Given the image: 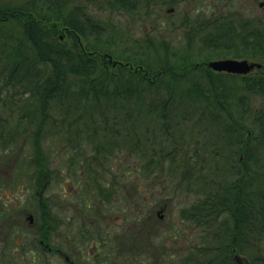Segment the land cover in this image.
Masks as SVG:
<instances>
[{"label":"trees","instance_id":"obj_1","mask_svg":"<svg viewBox=\"0 0 264 264\" xmlns=\"http://www.w3.org/2000/svg\"><path fill=\"white\" fill-rule=\"evenodd\" d=\"M32 1L35 0L0 8V167L13 161L12 174L15 175L10 181L7 177L3 180L0 173V188L7 185L14 190L20 174L30 172L29 183L34 190L42 186L43 191L48 186L52 170L43 143L51 122L53 125L58 122L56 117L52 118V110L69 113L84 125L86 117L97 115L102 120L114 117L110 128L127 129L126 134L121 133L119 148L127 146V156L132 153L142 161L140 166L126 168L122 175H153L168 163L172 178L180 176L176 187L181 192L190 191L193 178L206 185V199L195 196L178 214L182 222L199 229H195L197 232L191 229L187 237H194V233L197 236L189 239L191 243L186 248L179 247L183 249L179 255L181 264H240L233 253L247 260L243 264H264V250L257 248L261 242L264 246V101L260 109H252L250 101L253 97L264 99V18L243 17L235 12L226 16V21L218 16L200 23L203 35L196 42L198 49L193 47L200 51L198 56L205 51L218 50L263 64L258 72L234 75L209 68L205 61L207 56L195 60L190 52L195 37L192 28V32L185 34L191 42L185 39L182 48L169 49L171 43L164 40L148 41L145 45L136 43L135 53L123 57V64L113 66L107 58L98 57L102 46L107 45L98 35L90 45L83 43L81 47L77 42V37L84 39L85 26L93 22L78 6L65 12L67 0H43L48 6L40 12ZM237 16L240 20H236ZM94 29L100 33V27ZM59 30L69 32L71 41H62L56 34ZM11 88L17 92H11ZM6 114H10L9 121L15 119L14 124L9 123ZM191 117H195L198 126L215 128L218 132L214 136L223 135L224 140H228L222 147V143L211 139L213 145L221 148V167L211 178L200 179V175L194 174L195 168L187 164L188 157L176 155L178 145L184 142L181 134L173 136L176 144L171 139L170 144L174 146L167 149L165 155L147 154L148 148H154L156 142L167 141L170 130L179 123H187ZM72 124H56L53 137L57 138L62 128L66 132ZM105 133L115 134L112 129ZM113 139L108 142L110 148L117 142ZM22 142L29 145V151H25L28 147ZM87 166L81 165L83 169ZM83 172L90 176V170ZM207 182H221L218 187L222 192L212 193ZM100 186L95 189L104 202L119 196L133 202L138 199L142 205L151 204L139 209L132 220L134 225H139L133 236V250L135 256L141 258L147 245L137 244L141 237L138 232H145V226L163 230V220L154 219L152 212L156 206L163 213L167 204H156V198L148 197L138 184L130 187L133 196H127L119 180L115 183L105 181ZM34 198L32 194L28 199L30 205L33 202L34 211L47 215L39 199ZM207 199L214 201L209 203L214 208L209 215L211 218L198 219L197 214L203 215L206 209ZM7 200L10 203L1 213H16L20 211L16 209L25 205L15 194ZM223 211L226 216L222 218ZM44 220L50 223L47 217ZM156 231H150V236L154 238ZM175 232L176 235L182 233ZM215 239L218 241L212 244ZM148 246L154 251L151 256L157 260L160 259L159 251L167 254L162 243L149 242ZM122 253L120 250L119 254Z\"/></svg>","mask_w":264,"mask_h":264},{"label":"rangeland","instance_id":"obj_2","mask_svg":"<svg viewBox=\"0 0 264 264\" xmlns=\"http://www.w3.org/2000/svg\"><path fill=\"white\" fill-rule=\"evenodd\" d=\"M23 1L0 0V8H12L16 5L18 6ZM28 1H30L28 3H31V0ZM83 1L86 0H67L64 6L65 12L69 9H76L78 6L80 11L84 12L83 15L93 20L90 25L93 26L92 28L90 26H85L86 28H84V39L81 40L80 37L77 39L90 45L94 42L93 39H95L96 35H98V38L105 40L107 44L102 46L98 57L106 53L112 57V60L119 61L123 57H126V55L135 53L134 44L136 43L137 45H145L148 41L164 40L171 43L168 44L169 49L174 46L182 48L186 44V40L191 42L185 37V34L192 32L191 28L194 29L195 37L193 36L192 38L193 45L190 52H192L191 55L195 60L203 59L205 56H207L206 59L208 58L205 61L224 58L248 59L245 57H233L227 53L222 54L218 50L205 51L204 54L198 56L197 54L200 51L193 50V47L195 46L198 49L197 41L203 35L199 29L200 23L212 21L218 16H220V20L226 21V16H230L235 12L241 14L243 17L264 18V0H171L172 3H167L169 2L168 0H89L90 2L86 3ZM32 2H34L33 5L35 7L40 8V12L45 11L48 6L43 0ZM170 7H173V10L166 12ZM240 18V16H237L236 20H240ZM187 22L190 23L186 24ZM94 27H100V33ZM56 34L62 41H71L69 32L59 30ZM260 69L255 68L251 72L255 73ZM10 91L17 92L15 88H11ZM250 101L252 102V109H260L263 106L264 99L260 100L258 97H253ZM58 112V110L51 111L52 118L55 120L56 117L58 121L56 124L61 122H65L66 124L72 122L73 124L66 129V132L62 128L57 138L53 137L57 128L56 124L53 125L51 122L49 125L50 130L43 143L45 151L49 156L50 162L48 164L52 170L48 186L43 191V188L41 189L42 186L38 190H34L32 188L33 185L29 183L32 172L20 174L18 179L19 184H17L14 190L8 188L7 185L2 186L4 189V194L3 192L0 193L2 197L7 198L15 194L18 200L25 202L24 207L16 209L20 211L15 214L25 215V213L34 211L33 202L30 205L28 199L34 194V199L38 201L41 195L43 203H46V214L49 215L47 219L50 220V223L55 224L52 230L55 232L59 231L57 232L58 235H55V239L61 238L60 240H63L66 234L67 226L65 228L62 225L64 215L73 214L74 221L71 223V229L74 227V230H76L81 227V219L87 217L85 214H94L95 211H100L102 215L110 214L118 217V229H122L121 233L125 237V242L130 244L134 243L133 236L138 231L139 226L134 225V221H132L135 220L136 212L151 204L142 205V202L138 199L136 200L138 202H133L132 199L125 200L119 196L113 200L104 202L99 197L98 190L95 188L101 187L100 185L105 181L106 183H115L119 180L127 196L129 194L133 196V190L130 187L138 184L140 190L142 192L144 190L148 197L150 196L151 199L152 197L156 198V204L161 202L168 206L163 213L162 211L158 212V216L156 212L160 208L153 207V218L158 219V221L163 220L164 228L162 230V228H156L157 226H145V232H138L141 237H139L140 240L137 244L147 245V249L139 250H151V247L148 246L149 242L151 244L153 242L155 244L162 243L167 252L164 256L165 262L167 259V264H180L179 255L183 249L179 247L186 248L191 243L188 242L189 239L196 238L197 234L193 232L195 236L192 238H188L187 235L190 234L191 229L195 230L198 228H192L186 222H182L178 214L180 209L187 206L186 203H191L194 200L195 196L203 198V200L206 199V192L204 191L206 185L193 178L194 183L190 186V191L187 194L181 192L176 187L180 176L172 178V175L168 172V163L153 175H142L141 173H137V175L135 173L122 175V172H125L126 168H133L142 164V161L136 155L130 153L127 156V146L119 148L121 133L126 134L127 129L120 126L110 128L111 124L115 122L114 117L103 120L97 118V115L86 117L84 125L82 124V120L77 121L69 113L63 114ZM9 115H7L8 121L11 119ZM9 123L14 124L15 119L13 118ZM177 126L180 128H177ZM177 126L170 130L171 135L167 138V141L161 144L156 142L154 148H148L147 154L152 156L165 155L169 151L167 149L174 146V144H170L173 136H180L181 134L184 142L178 145L179 148L176 155L180 158L188 157L186 159L187 164H189L191 169L192 167L195 168L194 172L196 173L194 174L200 175V179L201 177L208 176V178H211L214 176L221 167V148L219 145H213L211 139L222 143V147L224 146V142L227 143L228 140H224L223 135L214 136V133L218 132L215 128L206 127V125L204 127L198 126L195 117H191L187 123H179ZM31 129L32 127L29 125L28 130L31 131ZM110 129L115 132L114 135L105 133ZM70 130L72 131L71 134L69 133ZM220 131L219 134L221 133ZM50 132H52L51 136H49ZM110 138H114L117 141L112 148L109 147L110 143H108ZM173 143L176 144V140H173ZM183 143L187 144L182 146ZM22 144L24 143L22 142ZM161 145H163L162 149L160 148ZM25 146L28 147V149L25 148V151H29V145ZM87 164L90 165L87 166ZM81 165L87 167L83 169ZM0 170L4 178H11L10 181L14 179L15 175L12 174V171H14L13 161H10L8 164H2ZM83 170H90V176L88 177ZM218 184H221V182H207V188L212 193H221L222 189L218 187ZM210 185L213 186L209 187ZM141 194L138 197H141ZM128 202L131 204L127 205ZM210 202L214 203V201L207 199L204 206L206 209L203 211V215L197 214L198 219L207 220L211 218L209 215L210 212L214 211V208L213 204H209ZM158 207L160 206L158 205ZM128 210L131 212L128 213ZM221 215L222 218L225 217L226 211L221 212ZM64 228L66 231H64ZM155 229H157L156 236L153 238L149 232ZM180 230H183V232ZM175 231L182 233L176 235ZM174 236H177V238L174 239ZM217 241L216 239L213 240L212 244H215ZM257 248L264 250L262 242L257 244ZM42 253L44 251L34 253V257H39L38 262L45 260H41L40 258V256H46ZM235 254L233 253V255ZM54 261L60 262V264L62 262L61 260ZM121 261L122 259L119 258L118 263L122 264Z\"/></svg>","mask_w":264,"mask_h":264},{"label":"flooded vegetation","instance_id":"obj_3","mask_svg":"<svg viewBox=\"0 0 264 264\" xmlns=\"http://www.w3.org/2000/svg\"><path fill=\"white\" fill-rule=\"evenodd\" d=\"M1 192L4 194L2 187ZM7 198L0 194V264H60L54 260H61V264H119V258L122 264H167L161 251L156 252L160 255L159 260L151 256L154 252L151 250L143 251L141 258L136 257L134 243L125 242L122 229H118V217L114 215H102L100 211L85 214L87 217L81 219V227L76 230L74 227L71 229L73 214L64 215L62 225L65 228L67 226V231L64 228L66 234L60 240L54 238L59 231L45 230L47 227H55V224L45 222L48 214L38 215L36 211L25 215L1 213L10 203ZM38 199L45 210L47 207L42 197ZM160 211L156 212L157 216ZM120 250L123 252L121 255ZM39 251H44L42 254L46 256H40L44 261L38 262L39 257H34V253Z\"/></svg>","mask_w":264,"mask_h":264},{"label":"water","instance_id":"obj_4","mask_svg":"<svg viewBox=\"0 0 264 264\" xmlns=\"http://www.w3.org/2000/svg\"><path fill=\"white\" fill-rule=\"evenodd\" d=\"M173 8H169L167 11H172ZM80 46L83 47V43L80 42ZM103 57H107L109 63L113 66L116 64H123L121 61L112 60V57L108 54H104ZM207 66L217 72H226L231 74L243 75L251 72L255 68H262L263 64L259 61L249 60V59H235V58H224V59H215L209 60ZM234 259L241 263L247 261L244 257H241L238 253L234 255Z\"/></svg>","mask_w":264,"mask_h":264}]
</instances>
